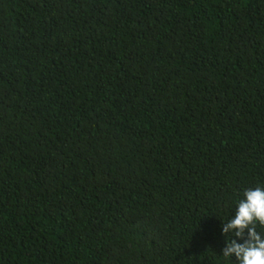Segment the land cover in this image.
<instances>
[{"label":"trees","instance_id":"16d2710c","mask_svg":"<svg viewBox=\"0 0 264 264\" xmlns=\"http://www.w3.org/2000/svg\"><path fill=\"white\" fill-rule=\"evenodd\" d=\"M258 185L264 0H0V264H234Z\"/></svg>","mask_w":264,"mask_h":264},{"label":"clouds","instance_id":"9594fccd","mask_svg":"<svg viewBox=\"0 0 264 264\" xmlns=\"http://www.w3.org/2000/svg\"><path fill=\"white\" fill-rule=\"evenodd\" d=\"M257 225L264 226V186L261 185L245 189L234 214L227 222L222 221L221 233L226 241L221 256L234 264H264V232L257 231Z\"/></svg>","mask_w":264,"mask_h":264}]
</instances>
